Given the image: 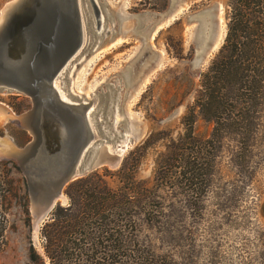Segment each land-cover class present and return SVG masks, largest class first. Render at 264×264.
I'll use <instances>...</instances> for the list:
<instances>
[{"label":"rangeland","instance_id":"rangeland-1","mask_svg":"<svg viewBox=\"0 0 264 264\" xmlns=\"http://www.w3.org/2000/svg\"><path fill=\"white\" fill-rule=\"evenodd\" d=\"M9 1L0 0V15ZM106 1L125 15V33L114 45L79 52L56 84L65 95L91 99L93 109L118 75L129 67L134 74L144 70L140 85L124 99L128 124L119 129L136 138L124 161L129 157L138 181L161 186L166 202L161 222L143 224L144 238L177 264H264V102L252 150L245 152H238L242 140L235 133L215 132L199 107L202 76L227 36L231 0ZM206 11L202 22L210 23L211 13L218 28L214 47L198 62L199 16ZM141 12L169 13L147 41L135 28ZM0 102L17 115L33 107L32 98L16 90L0 89ZM6 115L10 119L0 117V136L24 146L32 135ZM119 168L97 170L117 187ZM10 178L15 188L0 210V264H27L30 245L41 249L45 221L36 230L22 171L13 167Z\"/></svg>","mask_w":264,"mask_h":264},{"label":"water","instance_id":"water-1","mask_svg":"<svg viewBox=\"0 0 264 264\" xmlns=\"http://www.w3.org/2000/svg\"><path fill=\"white\" fill-rule=\"evenodd\" d=\"M208 12L199 16L198 62L212 47L218 28L210 13L211 27L206 29L202 21ZM168 14H136V32L145 41L151 39ZM125 18L112 11L106 0H11L2 10L0 89L30 96L33 107L11 118L32 139L19 146L11 136H0L8 142L4 146L0 141V158L16 161L25 175L38 230L57 205L67 203L65 189L70 182L102 166L119 168L136 140L119 129L128 124L124 99L140 85L144 70L134 74L129 67L118 75L98 95L99 104L93 109L91 99L71 92L62 98L56 85L79 52L88 46L96 52L117 41L125 33Z\"/></svg>","mask_w":264,"mask_h":264},{"label":"trees","instance_id":"trees-1","mask_svg":"<svg viewBox=\"0 0 264 264\" xmlns=\"http://www.w3.org/2000/svg\"><path fill=\"white\" fill-rule=\"evenodd\" d=\"M201 86L199 107L214 131L235 133L238 152L252 150L264 102V0L230 1L225 42ZM129 161L117 169V187L98 170L67 185L69 202L43 223L41 249L30 245L27 264H177L142 234L143 224L161 222L166 202L162 187L138 181ZM13 167L20 169L0 161V210L15 188Z\"/></svg>","mask_w":264,"mask_h":264},{"label":"bare ground","instance_id":"bare-ground-1","mask_svg":"<svg viewBox=\"0 0 264 264\" xmlns=\"http://www.w3.org/2000/svg\"><path fill=\"white\" fill-rule=\"evenodd\" d=\"M208 16H209V13H208ZM205 18H207V17H205ZM208 20V19H207ZM203 23H206V29L208 30V29H210V23L207 21V22H203ZM157 31V30H156ZM155 31V32H156ZM220 36L219 37H221V35H222V33H220L219 34ZM208 38H207V42H208V40H209V37H210V35L209 36H207ZM222 41V40H221ZM220 38H219V42H217V45L216 46H218V44H220ZM206 43V42H205ZM114 45V44H113ZM212 47H214V43H213V45H212ZM57 85V84H56ZM63 85L65 86V87H67V82H66V80H64L63 81ZM58 86V85H57ZM58 91L60 92V95H61V97L62 98H64V99H66L67 98V96L65 95V94H63V92H62V90H61V88H59L58 87ZM5 111H7L6 113H10L11 114V117H16L17 116V114H15L12 110H10V109H8V107H6L3 103H1L0 102V114H1V116L0 117H9V115H6V113H5ZM4 120H6V119H4ZM4 140V141H3ZM3 140H1L2 142V144L4 145V146H6L7 144H8V142H6V140L5 139H3ZM65 196V195H64ZM64 196H62L61 198H62V200H64V202L67 200V198H66V196L64 197ZM35 227H36V222H35ZM37 230V229H36Z\"/></svg>","mask_w":264,"mask_h":264}]
</instances>
